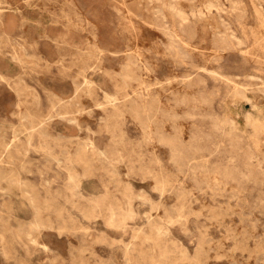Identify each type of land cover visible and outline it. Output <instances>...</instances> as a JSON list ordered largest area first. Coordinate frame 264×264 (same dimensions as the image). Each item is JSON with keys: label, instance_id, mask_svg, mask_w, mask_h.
I'll list each match as a JSON object with an SVG mask.
<instances>
[{"label": "rangeland", "instance_id": "obj_1", "mask_svg": "<svg viewBox=\"0 0 264 264\" xmlns=\"http://www.w3.org/2000/svg\"><path fill=\"white\" fill-rule=\"evenodd\" d=\"M0 227V264H264V0H0Z\"/></svg>", "mask_w": 264, "mask_h": 264}, {"label": "bare ground", "instance_id": "obj_2", "mask_svg": "<svg viewBox=\"0 0 264 264\" xmlns=\"http://www.w3.org/2000/svg\"><path fill=\"white\" fill-rule=\"evenodd\" d=\"M154 2V1H153ZM210 2V1H209ZM175 4V3H174ZM234 4V3H233ZM217 6V5H216ZM214 7V6H213ZM208 8V7H207ZM163 9V8H162ZM166 9V8H165ZM179 13V12H178ZM198 14H199V12H198ZM202 14V13H201ZM202 18V17H201ZM204 18V17H203ZM184 19V18H183ZM196 22V21H195ZM179 23V22H178ZM181 23V22H180ZM187 25V24H186ZM191 25V24H190ZM167 27V26H166ZM188 30V29H187ZM166 32V31H165ZM168 33V32H167ZM231 34V33H230ZM193 35V34H192ZM224 36V35H223ZM193 37V36H192ZM228 37V36H227ZM174 39V38H173ZM185 39H186V37H185ZM213 39V38H212ZM240 41V40H239ZM214 42V41H213ZM242 44V43H241ZM177 46V45H176ZM166 48V47H165ZM177 49V48H176ZM177 51V50H176ZM178 57V56H177ZM131 63H132V61H131ZM134 64V63H133ZM178 65H179V63H178ZM139 66V65H138ZM136 68H138V67H136ZM201 68H203V67H201ZM205 70V69H204ZM214 72V71H213ZM124 76V75H123ZM2 77V76H1ZM234 92V91H233ZM235 93V92H234ZM244 97V96H243ZM173 101V100H172ZM176 109V108H175ZM168 114V113H167ZM21 116V115H20ZM22 117V116H21ZM22 118H24V116L22 117ZM250 123V122H249ZM259 123H261V122H259ZM251 124H253V123H251ZM256 124H258V123H256ZM261 125V124H260ZM257 126V125H256ZM255 127V126H254ZM253 127V129H255ZM258 127V126H257ZM217 128V127H216ZM259 128V127H258ZM32 131V130H31ZM78 151V150H77ZM13 155V154H12ZM254 157V156H253ZM255 160V159H254ZM261 160V159H260ZM256 161H257V158H256ZM215 163V162H214ZM216 170V169H215ZM87 172V171H86ZM262 172V171H261ZM184 176V175H183ZM237 181V180H236ZM20 185V184H19ZM185 197V196H184ZM243 210V209H242ZM8 220V219H7ZM5 226V225H4ZM1 228V227H0ZM2 229V228H1ZM71 231H73V230H71ZM19 237V236H18ZM21 240V239H20Z\"/></svg>", "mask_w": 264, "mask_h": 264}]
</instances>
